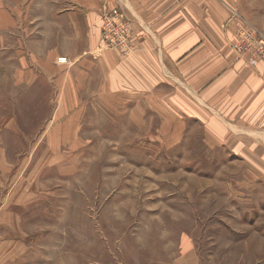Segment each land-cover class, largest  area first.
Segmentation results:
<instances>
[{"label":"rangeland","instance_id":"1","mask_svg":"<svg viewBox=\"0 0 264 264\" xmlns=\"http://www.w3.org/2000/svg\"><path fill=\"white\" fill-rule=\"evenodd\" d=\"M47 7L0 0V264H264V162L157 97L62 80Z\"/></svg>","mask_w":264,"mask_h":264},{"label":"crops","instance_id":"2","mask_svg":"<svg viewBox=\"0 0 264 264\" xmlns=\"http://www.w3.org/2000/svg\"><path fill=\"white\" fill-rule=\"evenodd\" d=\"M46 1V31L54 35L61 22L68 49L63 57L69 70L80 71L62 80H93L101 97H157L160 111L170 114L177 128L189 122L207 143L264 162V65L246 66L230 46L233 28L222 26L229 17L227 3L264 31V0ZM104 7H120L134 23L135 50L126 57L98 50ZM30 30L43 29L37 23ZM54 53L48 52L47 65L54 63Z\"/></svg>","mask_w":264,"mask_h":264},{"label":"built area","instance_id":"3","mask_svg":"<svg viewBox=\"0 0 264 264\" xmlns=\"http://www.w3.org/2000/svg\"><path fill=\"white\" fill-rule=\"evenodd\" d=\"M225 5L229 17L222 26L226 29L231 26L234 30L230 46L246 66L254 67L259 63L264 65V31L248 20L235 5ZM133 34L134 23L120 7L103 8L98 50L113 49L126 57L135 50L132 44Z\"/></svg>","mask_w":264,"mask_h":264}]
</instances>
